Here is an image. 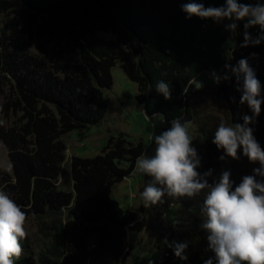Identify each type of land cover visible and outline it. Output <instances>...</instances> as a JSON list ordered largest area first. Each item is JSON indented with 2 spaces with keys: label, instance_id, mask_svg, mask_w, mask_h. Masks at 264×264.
<instances>
[{
  "label": "trees",
  "instance_id": "1",
  "mask_svg": "<svg viewBox=\"0 0 264 264\" xmlns=\"http://www.w3.org/2000/svg\"><path fill=\"white\" fill-rule=\"evenodd\" d=\"M21 2L14 8L11 0H0V15L13 13L5 22L0 18V89L8 88L0 112L5 116L19 113L10 125L0 120V140L8 149L12 167V174L0 173V190L27 215L48 214L52 224L44 230L49 244L37 256L25 253L14 264H124L132 252L127 230L135 225L131 224L134 214L112 198L110 191L114 183L132 173L145 147L120 133L108 138L101 153L71 156V189L66 190L59 182L66 151L63 135L75 130L82 139L104 118L108 108L104 90L113 83L111 68L116 63L136 83L135 99L146 114L162 117L163 130L175 118L182 123L195 119V104L204 90L198 85L202 73L206 78L215 72L230 75L225 65L235 66L242 58L255 69L264 95V41L241 47L244 21L237 22L233 33L225 28L228 20L189 19L181 10L187 0ZM197 2L219 7L225 0ZM239 2L264 4V0ZM247 31L253 38L260 34L259 26ZM34 40L41 50L53 49L49 59L29 50ZM161 80L171 87L170 100L155 90ZM210 93L225 105L230 124L243 123L244 115H252L246 103L240 104L235 76L221 79ZM263 119L264 104L249 127ZM200 133L202 140L194 139L193 146L201 157L197 171L203 174L214 165L211 157L217 156V148L210 129L202 126ZM244 175L231 179L238 184ZM206 193L168 197L167 202L179 208L158 232L148 264H204L210 258L217 264L207 232L200 227ZM161 208L156 207V213L162 215ZM165 238L188 242V259L177 258Z\"/></svg>",
  "mask_w": 264,
  "mask_h": 264
},
{
  "label": "clouds",
  "instance_id": "2",
  "mask_svg": "<svg viewBox=\"0 0 264 264\" xmlns=\"http://www.w3.org/2000/svg\"><path fill=\"white\" fill-rule=\"evenodd\" d=\"M181 10L189 19L197 16L217 23L228 20L230 23L225 28L233 33L237 31V22L244 21L241 47L264 41V4L225 0L222 6L205 7L203 2L187 0L181 3ZM255 26H259L260 34L253 38L247 30ZM225 67L235 76L237 91L241 92L240 104L246 103L252 115H244L243 123L221 122L212 142L224 152L220 160L225 156L239 160L242 149L249 162L259 164L253 169L254 175H244L236 184L230 170H224L218 179L209 183L208 177L214 170L210 168L203 174L197 171L201 157L193 146L189 128L175 118L170 128L154 136V154L137 158V171L151 177L139 195L143 206L149 208L163 203L165 195L192 198L207 190L200 227L207 232L208 247L215 253L217 264H264V180L256 178L264 177V148L249 127L261 113L264 95L256 71L247 58L240 59L235 66ZM230 75L222 79L229 80ZM220 80V76H215L216 83ZM155 90L166 100L172 98L171 87L165 81H158ZM27 223L26 211L7 192L0 190V264H14V260L22 256L21 241L28 236ZM164 242L177 258L188 259L185 254L188 242H169L167 238ZM204 264H213L212 259L205 260Z\"/></svg>",
  "mask_w": 264,
  "mask_h": 264
},
{
  "label": "rangeland",
  "instance_id": "3",
  "mask_svg": "<svg viewBox=\"0 0 264 264\" xmlns=\"http://www.w3.org/2000/svg\"><path fill=\"white\" fill-rule=\"evenodd\" d=\"M13 7H20L21 0H11ZM13 13L5 12L0 15L3 22L9 20ZM100 36L112 37L109 32H99ZM29 50L42 59H49L52 56L53 49L47 47L44 50L39 49L34 40ZM111 74L113 83L110 88L105 89V95L108 98V108L104 118L97 124L92 125L87 136L80 138L77 131H70L63 135L66 144L65 161L61 166L62 174L59 178L60 185L63 189H71V180L69 178L68 166L69 159L73 155L91 157L103 151V148L111 135L125 134L133 141H141L145 147L142 155L154 154L155 144L154 136L164 131L162 128V117L159 114L148 115L142 104L137 102L135 94L137 85L125 74L118 63L112 66ZM215 76H224L222 73H202L198 79L201 81L198 85L204 88L202 96L197 100L196 117L193 121L186 123L190 135L194 139L202 140L200 133L201 127L210 129L214 138L216 128L221 122L231 125L226 114V108L223 103L215 100L211 96V91L216 86ZM221 81V80H220ZM8 88L0 89V104L4 102ZM19 113H10L5 116L0 112V120L10 125L17 119ZM155 125V127H153ZM254 136L260 146L264 148V119L256 127H252ZM217 148V147H216ZM240 159L234 160L225 156L224 160L219 157L224 155L222 149L217 148V156L211 157L215 160L211 169H213L212 179H218L221 172L230 170L231 176L238 177L240 174L254 175L253 169L259 167L258 163L249 162L248 158L239 150ZM141 155V156H142ZM214 158V159H213ZM12 174V167L8 157V149L4 142L0 140V173ZM258 180H264V177H256ZM151 181V177L141 174L137 171L136 166L129 176L124 177L121 181L112 185L110 195L116 199L120 205L127 211L134 214V220L128 227V240L132 244V252L127 256L124 264H148L149 251L152 249L153 242L158 234L165 227L169 217L179 208L178 204L172 205L165 195L164 202L145 208L140 198V192L144 186ZM161 208V214L156 213V207ZM52 224V218L48 214L36 216L28 214V223L26 224L28 236L22 240L23 254L32 252L38 255L50 242V238L45 235L44 230L49 229Z\"/></svg>",
  "mask_w": 264,
  "mask_h": 264
},
{
  "label": "crops",
  "instance_id": "4",
  "mask_svg": "<svg viewBox=\"0 0 264 264\" xmlns=\"http://www.w3.org/2000/svg\"><path fill=\"white\" fill-rule=\"evenodd\" d=\"M126 261H127V259H126ZM126 261H125V262H126Z\"/></svg>",
  "mask_w": 264,
  "mask_h": 264
},
{
  "label": "bare ground",
  "instance_id": "5",
  "mask_svg": "<svg viewBox=\"0 0 264 264\" xmlns=\"http://www.w3.org/2000/svg\"><path fill=\"white\" fill-rule=\"evenodd\" d=\"M213 72V71H212Z\"/></svg>",
  "mask_w": 264,
  "mask_h": 264
}]
</instances>
